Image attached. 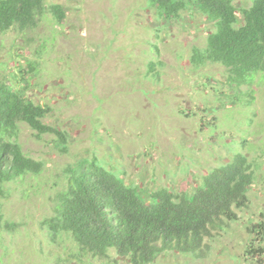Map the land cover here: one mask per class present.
Returning <instances> with one entry per match:
<instances>
[{"label":"rangeland","instance_id":"rangeland-1","mask_svg":"<svg viewBox=\"0 0 264 264\" xmlns=\"http://www.w3.org/2000/svg\"><path fill=\"white\" fill-rule=\"evenodd\" d=\"M52 5L64 8L63 21L49 12ZM46 7L34 29L2 38L0 73L13 80L10 74L25 71L27 97L51 108L44 122L67 135L68 151H60L56 136L38 137L22 124L24 152L46 166L37 177L6 186L1 214L17 229L1 233L0 264H101L92 257L78 263L70 236L52 243L41 228L71 165L97 159L144 194L191 195L237 154L256 170L240 220L215 232L206 258L164 252L152 264H256L244 256L251 245L247 227L264 220V73L256 94L241 87L254 100L231 98L224 66L193 65V49L204 48L214 31L196 9L167 21L151 0H46ZM109 257L107 264H130L115 250Z\"/></svg>","mask_w":264,"mask_h":264},{"label":"trees","instance_id":"trees-1","mask_svg":"<svg viewBox=\"0 0 264 264\" xmlns=\"http://www.w3.org/2000/svg\"><path fill=\"white\" fill-rule=\"evenodd\" d=\"M151 3L167 21L196 9L213 22L206 46L193 49V65L224 66L233 90L231 98L248 94L255 99L254 86L262 84L258 74L264 73V0H251L249 7L232 0ZM46 8V0H0V41L13 29H34ZM49 12L59 22L66 15L61 5H52ZM29 64V72H33L35 65ZM150 66L153 71L154 63ZM5 70L6 65L1 71ZM20 72L19 78L10 74L13 80L0 73V199L8 197L7 184L37 177L46 166L24 152L19 141L22 124L38 137L56 136L60 151H68L67 135L44 122L51 108L27 97L29 79L23 69ZM243 86L254 94H241ZM64 174L67 185L51 199L53 214L41 223L49 241L70 236L78 250L73 255L78 263L92 257L107 264L110 251L115 250L130 264H152L164 252L206 258L215 232L230 229L240 220L238 211L249 208L256 170L244 154H237L232 162L204 176L203 185L191 195L168 189L144 194L127 184L123 173L107 169L97 159L71 165ZM15 229L16 223L5 220L0 209V242L2 232ZM247 232L251 245L246 248L245 260L264 264V220L248 226Z\"/></svg>","mask_w":264,"mask_h":264}]
</instances>
